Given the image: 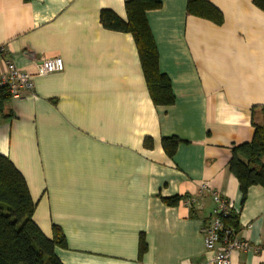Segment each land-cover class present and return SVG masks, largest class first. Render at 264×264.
<instances>
[{
    "label": "crops",
    "instance_id": "crops-1",
    "mask_svg": "<svg viewBox=\"0 0 264 264\" xmlns=\"http://www.w3.org/2000/svg\"><path fill=\"white\" fill-rule=\"evenodd\" d=\"M127 1L0 0V77L9 61L34 85L4 105L0 155L25 180L34 223L47 239L61 229V264H209L201 228L215 194L239 211L238 237L252 247L230 264H264V189L242 203L229 171L233 147L252 139V109L264 107V12L208 0L223 17L215 25L188 15L187 0H156L146 20L175 98L161 107L132 36L100 24L102 10L125 21ZM54 57L63 71L37 76ZM167 137L182 141L171 158Z\"/></svg>",
    "mask_w": 264,
    "mask_h": 264
},
{
    "label": "trees",
    "instance_id": "trees-1",
    "mask_svg": "<svg viewBox=\"0 0 264 264\" xmlns=\"http://www.w3.org/2000/svg\"><path fill=\"white\" fill-rule=\"evenodd\" d=\"M264 12V0H253ZM156 0H129L125 2L126 20L109 10L100 13V24L106 30L130 34L134 40L146 87L155 106L168 107L174 103L171 84L158 68V53L146 20V12L158 9ZM186 12L190 16L208 20L215 25L223 22L222 14L208 0H187ZM10 98L5 89L0 90V115ZM9 117L8 115H5ZM253 136L250 142L233 147L229 171L236 178L242 195V203L252 186L264 189V107L251 111ZM182 143L176 137L163 138L161 147L172 157ZM144 147L151 148L150 139ZM179 197L163 199L168 206H175ZM35 204L21 174L12 163L0 155V264H61L55 249H65L66 242L61 229L52 228V239H47L34 223ZM224 229L239 231V213L231 211L221 217ZM146 245L140 238L138 253L143 254Z\"/></svg>",
    "mask_w": 264,
    "mask_h": 264
},
{
    "label": "built area",
    "instance_id": "built-area-1",
    "mask_svg": "<svg viewBox=\"0 0 264 264\" xmlns=\"http://www.w3.org/2000/svg\"><path fill=\"white\" fill-rule=\"evenodd\" d=\"M1 52L3 50H0ZM63 61L59 57L42 58L36 63V75L47 76L62 72ZM33 76L18 70L13 63L6 62V73L0 77V90L5 89L11 98H21L33 90ZM215 205L210 220L201 228L204 247L210 254L209 264H230L234 252H248L252 249L246 240L240 239L232 230L224 229L221 217L231 211L239 213L226 199L212 195ZM188 207H201L193 199L186 202Z\"/></svg>",
    "mask_w": 264,
    "mask_h": 264
}]
</instances>
